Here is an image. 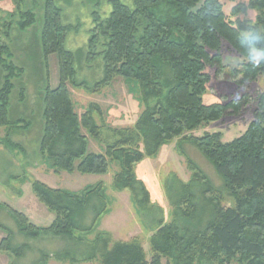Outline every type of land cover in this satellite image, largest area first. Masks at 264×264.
<instances>
[{"label": "trees", "instance_id": "1", "mask_svg": "<svg viewBox=\"0 0 264 264\" xmlns=\"http://www.w3.org/2000/svg\"><path fill=\"white\" fill-rule=\"evenodd\" d=\"M10 1L19 10L21 0ZM42 1L40 74L43 66L47 69L50 56H55L58 64L57 87L45 85L41 95L43 124L38 150L47 172L102 176L115 164L112 190L131 193L140 217L138 206L152 210V205L148 191L136 178L135 168L177 141L178 145L189 144L199 151L221 178L224 192L232 201L223 206L203 171L186 159L190 180L206 185L202 194L210 207V218L201 227L198 207L192 202L194 196L189 193V185H183L182 203L187 209L181 216L182 226L177 220L157 224L150 237L149 260L138 239L113 241L108 233L99 232L91 242L84 241L97 232L100 221L110 213L104 183L71 192L35 181L31 184L33 195L54 215L50 226L37 227L8 206L0 204V208L11 215L18 231L28 239L51 235L70 246L55 255L41 254V262L34 264H45L47 257L69 264H264V93L257 98L252 121L234 140L223 142L220 133L193 135L210 123L239 117L254 102L245 94L228 104L204 105L202 96L209 82L207 68L215 70L217 80L245 90L264 74V61L233 69L222 61L225 49L247 58L253 37H259L257 47L264 48V2L254 7L262 11V16L251 26L229 22L222 0H108L110 11L105 18L93 14L94 27L87 44L85 63L97 57L103 63L102 77L91 87L78 82L77 53L66 49L73 28L63 23L56 0ZM20 15L21 31L35 24L31 11ZM10 57L9 47L0 40V68L5 73L0 86V131L6 130V134L22 123L9 119L13 81L23 72L8 61ZM117 78L130 86L143 111L134 127L110 129L115 139L105 143L103 153H94L89 151L88 139L101 141L105 126L99 125L96 118L104 123L102 111L90 105L78 115L69 86L96 94ZM2 142L15 147L7 136ZM137 185L141 187L140 202L135 196ZM0 232L4 234L0 254L10 257L9 264H16L30 246L13 247V233L1 224ZM77 245L88 247L87 254L78 256L74 250Z\"/></svg>", "mask_w": 264, "mask_h": 264}, {"label": "rangeland", "instance_id": "2", "mask_svg": "<svg viewBox=\"0 0 264 264\" xmlns=\"http://www.w3.org/2000/svg\"><path fill=\"white\" fill-rule=\"evenodd\" d=\"M262 2L264 0L221 1L229 22L249 23L251 26L257 24L259 17L262 16V11L254 8ZM56 3L62 10L63 23L73 28L67 36L66 49L77 53L75 62L77 80L86 82L92 87L102 77L103 63L98 57L90 64L85 63L84 60L90 30L94 27L93 14L95 12L100 18H105L110 11L108 0H56ZM42 7V0H21L19 10L16 9L13 1L0 2V40L9 47L11 57L8 61L23 71L22 75L13 81L15 87L9 98V119L22 120V123L20 121L18 127L12 129L9 134H6L4 129L0 131V204L25 215L37 227H48L53 222L54 215L49 213L33 195L31 190L33 182L39 181L50 188L71 192H80L87 186L102 182L106 186L110 213L100 221L97 232L84 238V241L91 242L99 232L108 233L113 241L138 239L147 253V259L150 260V237L157 228V224L177 220L178 225H181L182 213L187 209L182 203L185 195L183 185H189V193L194 196L192 202L198 207L197 217L200 218L201 227L210 218V207L202 194L206 185L202 186L190 180L191 174L186 159H190L203 171L210 189L221 200L223 206H227L232 200L226 196L221 178L199 151L189 144L178 145L177 141L162 147L156 158H146L135 168L136 178L148 191L152 205V210H146L139 205L140 217L131 202V193L112 190V178L117 171L115 164L111 165L107 175L102 176L47 172L38 150L43 124L41 95L45 85L51 89L57 87L58 64L57 58L50 56L47 69L43 66L41 76L43 59L38 48V37L41 29ZM243 9L245 10L243 13L237 11ZM27 11L35 15L36 22L33 26L21 31L19 29L20 14ZM237 12L240 13L237 14ZM222 59L223 65L232 69L249 63L247 58L240 57L228 49L223 50ZM205 72L209 76V82L202 96L204 105L228 104L245 94L254 100L239 117L213 122L193 132L194 136H201L205 132L220 133L223 142H230L242 135L252 121L253 113L257 108V98L264 93V74L245 90L231 82L217 80L213 68H207ZM4 75L0 68V86ZM69 92L78 115H82L90 105H96L102 111L104 123L96 118L99 125L105 126L101 131V141L88 139L89 151L94 153H103L105 143H111L115 139L111 130L134 127L143 111V106L137 100V96L130 91V86L118 78L96 94H89L83 89L71 86H69ZM6 136L15 147L2 142ZM135 196L140 202L142 193L139 185L135 188ZM87 215L86 222L89 223L90 212ZM0 224L13 233V247L23 244L30 246L24 257L16 264L41 262V254L55 255L62 253L67 246H70L66 241L53 238L51 235H43L35 240L28 239L18 231L15 221L3 208H0ZM3 237L4 234L0 232V241ZM74 250L78 256L86 255L88 247L77 245ZM10 262L12 261L8 255L0 254V264ZM45 264H69V261H57L47 257ZM78 264L96 263L79 262Z\"/></svg>", "mask_w": 264, "mask_h": 264}, {"label": "clouds", "instance_id": "3", "mask_svg": "<svg viewBox=\"0 0 264 264\" xmlns=\"http://www.w3.org/2000/svg\"><path fill=\"white\" fill-rule=\"evenodd\" d=\"M251 35V33H249ZM259 37H253L247 50V60L250 63H260L264 61V48L257 47Z\"/></svg>", "mask_w": 264, "mask_h": 264}]
</instances>
